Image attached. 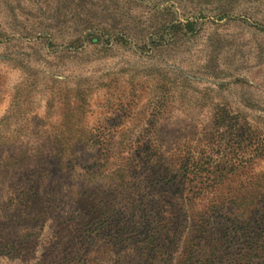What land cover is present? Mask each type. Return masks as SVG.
Instances as JSON below:
<instances>
[{"label":"rangeland","instance_id":"1","mask_svg":"<svg viewBox=\"0 0 264 264\" xmlns=\"http://www.w3.org/2000/svg\"><path fill=\"white\" fill-rule=\"evenodd\" d=\"M254 148L264 0H0V264L264 261Z\"/></svg>","mask_w":264,"mask_h":264},{"label":"trees","instance_id":"2","mask_svg":"<svg viewBox=\"0 0 264 264\" xmlns=\"http://www.w3.org/2000/svg\"><path fill=\"white\" fill-rule=\"evenodd\" d=\"M264 150V149H263ZM257 153L260 154V156L264 157V151L259 150L258 152L256 151V148H254V154H252L253 156H257ZM244 163V162H243ZM243 163H236V167H230V169L227 168L226 173L228 172H232V170L234 169H239L245 167V164L243 165ZM234 165V164H233ZM250 204H252V202H249ZM242 230V229H241ZM161 234V232H160ZM175 236H172V239ZM172 239H170V236H167L166 238L161 237V235H158L157 237H155V239L151 242H148L145 247L144 250L142 251L143 254H145V258H144V262L147 264H155L158 255H164V249L166 248L165 245V241L168 244H172ZM170 241V242H169ZM160 245V246H159ZM255 248L254 243L251 241V239H247L244 243H243V248L240 249L239 253H238V261L240 264H264L263 259H254L257 258L259 253H257L255 250L251 251V249ZM160 257V256H159ZM164 263V262H163Z\"/></svg>","mask_w":264,"mask_h":264}]
</instances>
